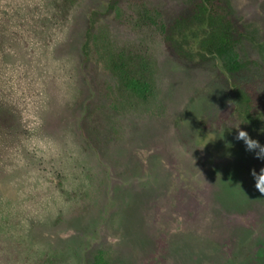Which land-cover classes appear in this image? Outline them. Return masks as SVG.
Wrapping results in <instances>:
<instances>
[{
  "label": "rangeland",
  "instance_id": "374dc122",
  "mask_svg": "<svg viewBox=\"0 0 264 264\" xmlns=\"http://www.w3.org/2000/svg\"><path fill=\"white\" fill-rule=\"evenodd\" d=\"M189 1L0 0V264H264V126L165 43ZM223 1L264 111V0Z\"/></svg>",
  "mask_w": 264,
  "mask_h": 264
},
{
  "label": "trees",
  "instance_id": "16d2710c",
  "mask_svg": "<svg viewBox=\"0 0 264 264\" xmlns=\"http://www.w3.org/2000/svg\"><path fill=\"white\" fill-rule=\"evenodd\" d=\"M188 10L189 14L176 17L165 27V43L177 59L212 61L230 77L231 107L235 117L247 126H264V111L253 108L259 105L255 91L244 88L237 79L245 63L241 61L236 45L244 33L235 25L229 8L223 0H190ZM91 25L88 20L80 48L83 57H86L87 33Z\"/></svg>",
  "mask_w": 264,
  "mask_h": 264
}]
</instances>
